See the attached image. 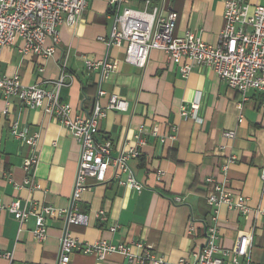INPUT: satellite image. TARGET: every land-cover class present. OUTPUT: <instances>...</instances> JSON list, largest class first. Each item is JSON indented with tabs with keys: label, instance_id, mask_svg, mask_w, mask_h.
Listing matches in <instances>:
<instances>
[{
	"label": "crops",
	"instance_id": "obj_1",
	"mask_svg": "<svg viewBox=\"0 0 264 264\" xmlns=\"http://www.w3.org/2000/svg\"><path fill=\"white\" fill-rule=\"evenodd\" d=\"M145 1L129 0V6L141 10ZM150 1L154 5L166 1L178 13L179 36L192 31L204 42L217 44L224 26V0ZM249 2L252 8H264V0ZM112 23L107 3L92 0L75 26L60 27V45L53 57L23 56L19 52L22 43L17 39L0 52V74L18 76L24 85L50 89L66 62L67 78L60 96L76 115L90 112L97 101L106 106L113 94L129 104L126 112H108L100 123L99 141L110 139L119 145L125 138L132 139L141 127L158 128L161 136L173 134L175 139L161 143L159 138L146 135L148 144L143 156L133 163L137 179L145 187L141 193L116 183L99 184L88 179L89 188L79 204L80 212L89 215L88 225L69 226L63 218L48 219V237L38 242L33 236L35 218L20 226L7 208L19 201L22 207L37 210L43 206L68 209L80 145L57 121L41 110L21 106L17 100L12 101L5 115L6 102L0 95V255H4L0 256V264H56L66 230L80 242H141L169 263L181 259L192 262L204 242L201 221L209 213L207 197L212 187L206 180H223L222 167L232 158L225 179L233 192L248 199L251 211L243 215L226 206L220 208V245L233 251L241 232L253 233L250 264H264V218L255 216V210L264 205V93L248 92L243 103L244 120L239 123L240 93L229 88L211 68L200 66L183 77L163 52L153 51L147 66L139 69L125 62L123 49L107 48L104 39L110 35ZM51 45V41L45 44ZM105 58L116 64L108 79H103L100 72L85 70V59ZM39 68L44 72L40 73ZM100 90L105 92L103 97H99ZM195 102L199 110L183 117L182 111L191 113ZM14 121L29 134L39 136L36 190L24 185L28 149L12 136ZM232 131L234 139L224 136ZM175 197H181L182 202H175ZM101 210L108 215L107 223L95 217ZM113 224L119 225L116 233L109 231ZM134 253L142 255L143 251L135 248ZM71 264L136 263L118 254L100 261L95 254L76 253ZM226 264H231L229 259Z\"/></svg>",
	"mask_w": 264,
	"mask_h": 264
},
{
	"label": "built area",
	"instance_id": "obj_2",
	"mask_svg": "<svg viewBox=\"0 0 264 264\" xmlns=\"http://www.w3.org/2000/svg\"><path fill=\"white\" fill-rule=\"evenodd\" d=\"M92 0H0V52L3 47L12 45L17 39L21 41L19 52L23 56L49 59L53 57L60 45L59 29L63 25L75 26L82 18ZM107 3L112 19L110 35L104 39L107 48L116 47L125 51V62L144 69L153 51L163 52L167 59L175 64L183 77L190 75L196 68L207 66L229 88L241 95L238 122L244 120L243 103L250 91L264 93V8L251 7L249 0H224V26L217 44L204 42L200 36L187 31L183 36L177 34L178 13L168 7L166 1L154 5L145 1L141 10L129 6V0H99ZM102 40V39H100ZM47 41L52 45L46 47ZM68 55V54H67ZM88 73L100 72L103 79H108L116 69V64L109 58L84 61ZM66 62L61 68V75L50 89L40 85H24L18 76L9 77L0 74V95L6 102L4 114L9 113L13 100L31 110H41L45 115L57 121L67 129L80 145V159L77 166L73 190L68 209H57L43 206L37 210L33 206L22 207L19 201L13 202L7 210L23 226L31 217L35 218L33 236L38 242L48 237V219H65L67 225L87 226L89 215L81 213L79 204L83 193L88 190V179L99 184L116 183L129 190L141 193L144 185L136 176L133 163L143 156V148L148 144L147 136L159 138L161 143L167 139L174 140L175 135L161 136L158 128L152 130L141 127L132 139H123L119 145L110 139L98 140L100 123L109 111L126 112L129 104L117 95H110L108 104L102 106L99 101L94 108L85 114L76 115L70 104L61 100V90L67 78ZM40 73L44 68H39ZM105 92L99 91V97ZM199 103H193L191 113L182 111L183 117L195 115ZM171 131H175L172 127ZM12 136L28 149L23 169L26 177L24 185L31 190L38 189L36 170L40 163L39 136L29 134L14 121L11 127ZM234 139L235 132L224 134ZM230 159L222 167L223 180L207 178L212 191L207 197L211 215L207 222L201 221L205 229L204 242L194 261L181 259L169 263L163 257H157L144 248L141 242L115 244L106 240L96 243H84L75 239L66 230L60 240V253L56 264H71V257L76 253L95 254L100 261L113 254L122 255L129 263L136 264H250V253L253 247V233L241 232L233 251L221 248V235L218 227L220 208L247 215L251 209L248 199L233 192L226 178ZM264 182V168L261 170ZM174 201L182 202L181 197ZM1 209V205H0ZM257 218H264V205L255 210ZM95 217L103 223L109 218L101 210ZM191 223L190 229L193 228ZM118 224L110 226L109 231L116 233ZM143 251L136 255L134 249ZM4 256V255H0ZM11 259V255L6 254Z\"/></svg>",
	"mask_w": 264,
	"mask_h": 264
},
{
	"label": "trees",
	"instance_id": "obj_3",
	"mask_svg": "<svg viewBox=\"0 0 264 264\" xmlns=\"http://www.w3.org/2000/svg\"><path fill=\"white\" fill-rule=\"evenodd\" d=\"M208 208H209V213H208V215H206V217H204V219H203V221H205V222H207L208 221V217L211 215V209H210V207L208 206Z\"/></svg>",
	"mask_w": 264,
	"mask_h": 264
}]
</instances>
